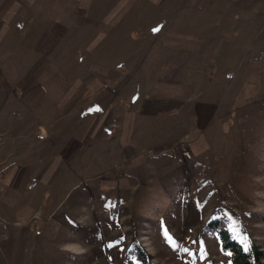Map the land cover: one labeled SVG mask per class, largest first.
<instances>
[{
    "label": "crops",
    "instance_id": "crops-1",
    "mask_svg": "<svg viewBox=\"0 0 264 264\" xmlns=\"http://www.w3.org/2000/svg\"><path fill=\"white\" fill-rule=\"evenodd\" d=\"M125 41L122 66L68 74L74 49L110 56ZM231 64L230 83L263 72L264 0H0V199L43 210L69 186L66 199L104 143L116 168L144 166L142 151L169 145L148 139L163 111L183 133L173 143L194 145L212 113L198 100Z\"/></svg>",
    "mask_w": 264,
    "mask_h": 264
},
{
    "label": "rangeland",
    "instance_id": "rangeland-1",
    "mask_svg": "<svg viewBox=\"0 0 264 264\" xmlns=\"http://www.w3.org/2000/svg\"><path fill=\"white\" fill-rule=\"evenodd\" d=\"M129 41L110 56L74 49L68 74L122 66ZM230 67L198 100L212 113L194 145L173 143L183 133L163 111L147 138L169 145L142 151L144 166L116 168L104 143L81 157L87 183L66 199L69 186L43 210L38 197L0 199V264H234L230 240L264 249V70L230 83Z\"/></svg>",
    "mask_w": 264,
    "mask_h": 264
},
{
    "label": "trees",
    "instance_id": "trees-1",
    "mask_svg": "<svg viewBox=\"0 0 264 264\" xmlns=\"http://www.w3.org/2000/svg\"><path fill=\"white\" fill-rule=\"evenodd\" d=\"M229 244L234 253V264H264V249L260 244L253 242L249 248L233 240Z\"/></svg>",
    "mask_w": 264,
    "mask_h": 264
}]
</instances>
